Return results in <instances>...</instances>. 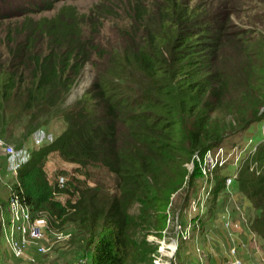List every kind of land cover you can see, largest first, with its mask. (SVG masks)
<instances>
[{
	"label": "trees",
	"instance_id": "obj_1",
	"mask_svg": "<svg viewBox=\"0 0 264 264\" xmlns=\"http://www.w3.org/2000/svg\"><path fill=\"white\" fill-rule=\"evenodd\" d=\"M18 2L25 15L47 5ZM216 5L133 0L119 16L116 44L97 42L94 33L100 19L119 15L112 0L89 14L63 6L51 18L28 17L18 35L8 34L0 57V135L22 130V146L51 123L64 127L19 170L20 201L34 218L72 224L77 253L91 264L146 261L148 250L133 242L135 210L145 206L138 228H152L159 211L148 206L180 190L185 164L233 138L243 141L254 125L264 127V38L235 31L233 13ZM87 64L95 70L91 85L65 107ZM254 145L237 179L249 209L238 243L243 264L251 262L254 241L264 264V140ZM53 153L84 180L73 176L64 188L55 186L46 170ZM207 200L200 219L209 225L218 203ZM163 221L154 228L160 231Z\"/></svg>",
	"mask_w": 264,
	"mask_h": 264
},
{
	"label": "rangeland",
	"instance_id": "obj_2",
	"mask_svg": "<svg viewBox=\"0 0 264 264\" xmlns=\"http://www.w3.org/2000/svg\"><path fill=\"white\" fill-rule=\"evenodd\" d=\"M12 1L13 0H0V57H3L4 53L8 50L6 49V45L10 39L8 36L9 32L12 31L15 35H18L21 23L28 17L33 20L44 17L51 18L54 17L63 6L74 7L79 14H89L93 6L110 0H59V2L55 4L52 2L57 0H43L47 5L39 12L30 15L22 14L21 2L14 0L13 4H11ZM112 1L115 7L120 11L119 15L116 17L102 18L99 22L95 23L94 26V33H97L96 41L103 42L104 44L108 42L113 44L120 43V41H118V28L121 25L119 22L121 18H119V16L124 17V13L128 11V5L133 0ZM209 1L212 2L213 6L217 4V8L233 13L232 25L235 31L246 32L249 36H256L259 34L257 38L260 40L264 38V0H194L195 3H200L202 5ZM88 31L89 29L85 30V32ZM94 77L95 70L93 66L87 64L83 68L77 84L67 95L64 106L68 107L81 98L91 85ZM63 131L64 127L61 126V123L54 122L37 131L26 143H21L22 146L18 145V142H21V140L18 139L21 138L22 130H17L14 137L12 133V137L0 135V139L12 145L20 161L24 162L30 158L27 154L29 153V155H32V152L36 150L35 147L38 146L36 141L38 139L45 142L46 146L60 136ZM10 132L11 128L8 133ZM238 139L239 137L228 140L220 148L210 151L212 162L209 164H207L205 160V158L208 160L206 155V157H198V159L192 158L190 162L185 164V180L180 190L171 195L168 200L162 203L155 200V202L153 201L148 206L159 211V215H153L152 228H148L147 230H140V228H138V225L142 223L140 210L145 206H139L137 212L135 210L131 215V217H133L132 222L134 223L133 227L135 229H133V231L136 233L133 242L136 241L138 248L147 249L149 254H147L146 261L133 264H155V262H158V264H208L209 262V264H227L229 262L228 254L233 247V241L231 236L229 237L223 231L219 220L222 213L228 211L233 221V239L236 245H238L241 241L240 230L243 231L242 213L245 212L246 209H249L246 206V200L240 195L237 189V179L242 169L249 167L248 156L250 151L254 149V144L264 140L263 124L252 126L245 134L243 141L239 142ZM236 141L238 143H235ZM28 148L30 149L29 151H27ZM0 152H2V150H0ZM58 157L55 158L56 163L62 161L61 158ZM215 159H218V162H216ZM67 164L68 163H61L60 167L67 168L65 166ZM71 168H69L71 172L69 171L70 173L67 174V181L71 180L73 176H76L80 180H84L79 173H75L74 167ZM6 174V158L0 153V214L5 213V221H8L11 216V212L8 208V200L13 181L7 178ZM54 178L55 176L52 175V182ZM230 178H232L233 182L228 187L227 181ZM87 184L93 186L94 183L92 181H87ZM214 194L215 200L213 199ZM76 197L77 196L70 198V204H73ZM200 198L204 201L202 205L199 203ZM206 200L210 205L212 202L218 203V207L215 209V211H217L215 217L209 225H206V222L200 219L206 213ZM248 213L253 216V213H250V211ZM27 215H29L28 223L29 229H31L36 218H34L31 213H27ZM45 218L46 225H48L46 226L47 231L46 228L42 229V237L40 239L31 237V233L27 229L25 246L22 249L21 257H16L13 252L10 251L3 235L0 234V247L4 249V251L0 253V264H91L90 259L86 257V255L77 253V245L72 237V231L74 230L73 225L63 224L62 226L58 224V222L51 223L47 217ZM163 219L162 229L160 231L155 229L154 226L156 224L159 225L161 223L160 221ZM21 223L22 222L19 224ZM17 226L18 223H15L13 226V234L16 242L20 243L21 235L16 229ZM210 226L214 231H221L224 235H216L214 231L208 232ZM187 228L190 229L189 234L182 237L180 231H186ZM249 232L247 227L244 228V234H248ZM141 240L148 245V248ZM171 240H178L177 252L170 262L166 260L159 261L161 258L159 243L163 241L167 243ZM252 243L253 249L257 250L255 241ZM40 247L44 248L45 251L39 252L38 249ZM199 249L201 251L202 249L204 250L205 257L199 253ZM238 253H240L239 248ZM247 264L259 263L257 260H253Z\"/></svg>",
	"mask_w": 264,
	"mask_h": 264
},
{
	"label": "built area",
	"instance_id": "obj_3",
	"mask_svg": "<svg viewBox=\"0 0 264 264\" xmlns=\"http://www.w3.org/2000/svg\"><path fill=\"white\" fill-rule=\"evenodd\" d=\"M36 143L38 145L35 147L36 150L45 146V142H43L42 140L38 139ZM0 150H2V152L0 153H2L6 158V171H7L6 177L10 178L13 181V184L11 187L13 189H10L9 200H8V208L11 212V216L8 219V221H5L4 215L6 214L5 213L0 214V234L3 235L10 251L13 252V254L16 257H21L22 249L25 246V236H26L27 229L30 231L31 237L40 239L42 237V229L46 228V231H47L46 226L48 225H46V221L44 220L45 217L41 216V217L36 218V220L34 221L33 227L29 229V223H28L29 215H27V213H31V212L29 208L23 205L20 201V195L18 192V188L20 187V184L17 181V177H18L19 170L22 168V166L25 164V162L28 159L25 160L24 162L20 161L14 147L12 145L5 143L1 139H0ZM29 150L30 149L28 148L27 151ZM27 155L31 157V154L29 155L28 153ZM206 156L208 157V160L205 158V160L207 161V164L211 163L212 162L211 153L208 152ZM56 157H58L57 153L55 154L53 153L49 155L47 163H46V170H47V173L51 177L52 175L55 176L53 180L55 182V186L57 185L58 188H64L67 183V174L71 172L69 168L73 167V165L67 164L65 165L67 168H61L60 164L61 163L66 164V163L59 161V159L58 161L60 163L59 162L56 163L55 161ZM193 158L198 159L197 156ZM215 160L216 162H218V159H215ZM232 182H233L232 178L228 179L227 186L229 187L232 184ZM203 202L204 201L200 198L199 203H201L202 205ZM243 220H245L244 217H243ZM219 221L221 222L223 231L229 237L231 236L232 241H233V247L229 251V254H228V257H229L228 264H243L241 258L239 257L238 245H236L235 240L233 239V233H234L232 229L233 221L228 211H224L222 213ZM20 222L22 223L19 224ZM15 223H18V226L16 227V229L21 235L20 243L16 242V240L14 239V234H13L14 227L13 226ZM27 224H28V227H27ZM189 230L190 229L187 228L186 231H183V230L180 231L181 236L182 237L187 236L189 234ZM177 242L178 240H171L170 242H167V243H165L164 241L159 243L160 244L159 253L161 255V258L159 261L166 260L167 262H170L173 259L175 253L177 252V247H178ZM241 247H245V245L242 244ZM38 250L39 252L45 251L44 248H41V247ZM2 251H4V249L0 247V253H2ZM199 253L202 254V251L200 249H199ZM0 261H1V258H0ZM155 264H158V262H155Z\"/></svg>",
	"mask_w": 264,
	"mask_h": 264
},
{
	"label": "crops",
	"instance_id": "obj_4",
	"mask_svg": "<svg viewBox=\"0 0 264 264\" xmlns=\"http://www.w3.org/2000/svg\"><path fill=\"white\" fill-rule=\"evenodd\" d=\"M248 234H249V233H248ZM248 234H245V235H248ZM248 256L251 258V262H252L253 260H257V262L259 263V260H260L259 255L256 253V251H255L254 249L250 251V253H249ZM241 260H242V259H241Z\"/></svg>",
	"mask_w": 264,
	"mask_h": 264
}]
</instances>
